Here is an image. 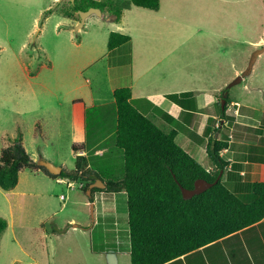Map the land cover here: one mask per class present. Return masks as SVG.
Segmentation results:
<instances>
[{"label": "rangeland", "instance_id": "1", "mask_svg": "<svg viewBox=\"0 0 264 264\" xmlns=\"http://www.w3.org/2000/svg\"><path fill=\"white\" fill-rule=\"evenodd\" d=\"M263 4L259 0L216 3L211 10V21L202 16L193 21L189 13L196 14L207 8L188 6L169 14L170 8L164 6L162 0L158 16L165 11L166 27L163 36L156 37L149 29L150 18L145 17L154 13L131 5L125 8L117 22L111 21L110 15L104 19L91 15L84 26L75 31L71 26L57 25L59 17H52L46 25L40 18L34 32L28 34L33 13L27 15L25 12L33 7L24 0H0V151L21 132L22 141L30 152L40 150L53 165L65 171L72 170L75 163L71 149L73 135L66 128L64 116L70 107L66 103L82 99L87 106L94 103L101 107L88 115L87 145L93 138L95 141L103 139L101 145L106 149L97 153L101 156L105 152L98 158L89 149L88 159L93 165L108 170L109 175L119 176L121 154L108 153L115 127L111 87L127 85L131 73L135 76L145 72L146 50L150 58L164 51L159 67L165 71L155 72L154 76L162 83L168 81L169 87L176 88L171 85L173 78L180 80V88L192 90L198 84L209 85L218 77L232 75L228 82L231 84L246 70L253 53L264 46ZM116 5L113 7H118ZM118 8L122 9L120 5ZM178 24L182 30L175 29ZM111 32L131 36L134 52L126 46L113 53L118 66L107 72L109 52L106 45ZM181 32L184 37L178 36ZM125 60L140 66L132 70L124 65ZM121 71L125 72L126 80L118 81L116 77ZM139 78L136 80L142 82ZM76 86L80 88L75 90ZM213 90L214 93H206L217 97L211 112L217 116L221 114L219 104L226 91L227 109L231 108L232 115L237 110L239 114L255 117L264 128V52L256 58L252 72L240 82L222 88L214 86ZM159 126L167 132L165 124ZM233 130L242 132V127L237 125ZM223 132H227L226 128ZM246 132L248 139L232 140L235 158L245 159L248 154L249 159L264 161V129ZM49 133V143L44 147L41 141ZM182 139L180 134L175 142L180 146ZM201 150L202 147L197 149L199 156L205 154ZM43 176L22 170L14 190L0 189V218L7 222V228L0 233V264H110L112 261L107 253L115 254L129 248L124 199L109 193L87 204L88 196L81 191V182H72L73 188L68 189ZM60 195L65 197L63 203ZM113 205L118 218L115 225L109 218L113 215ZM41 222L45 229L40 227Z\"/></svg>", "mask_w": 264, "mask_h": 264}, {"label": "trees", "instance_id": "2", "mask_svg": "<svg viewBox=\"0 0 264 264\" xmlns=\"http://www.w3.org/2000/svg\"><path fill=\"white\" fill-rule=\"evenodd\" d=\"M129 1L137 8L154 12L159 9L160 0ZM118 7L108 1L74 0L73 4L65 1L57 13L79 20V11L97 8L101 12L109 11L117 22L122 16V9ZM50 13L51 10H46L43 16ZM129 41V36L111 32L106 47L111 52ZM112 97L115 127L108 153L121 154L119 176L109 175L108 170L93 165L85 156L75 157L72 170L62 169L58 176L51 175L30 157L24 148L22 133L18 132L11 144L0 151V189L12 190L17 185L19 173L29 170L39 171L53 180L66 178L81 182V191L90 192L89 203L93 202L95 193L125 192L130 264H167L247 229L264 218V180L249 186L254 196L251 202H245L222 183L227 163L220 153L228 147L226 140L214 136L208 138L206 153L215 167L206 171L175 142L176 130L165 132L137 109L130 88L115 89ZM166 97L176 98L175 95ZM227 97L225 91L223 108L219 104L222 117L227 111ZM100 109V106H92L85 110V142L79 147L72 146L73 153L103 148L101 139L95 141L93 138L87 145L88 115ZM104 155L105 152L95 156ZM95 180L104 184V189L93 188ZM197 180L217 181L202 193L184 199L180 188L191 190ZM6 228V220L0 218V233Z\"/></svg>", "mask_w": 264, "mask_h": 264}, {"label": "crops", "instance_id": "3", "mask_svg": "<svg viewBox=\"0 0 264 264\" xmlns=\"http://www.w3.org/2000/svg\"><path fill=\"white\" fill-rule=\"evenodd\" d=\"M26 4H29L30 7L25 12L33 13L32 22H30V26L28 29V34L34 32L36 25L38 26V21L41 18V21H44V25L49 22L52 17H59L57 21V25H64V26H71L72 29L74 28L75 31L79 30L75 29L76 26L79 25L80 19H70L65 18L57 13V10L64 5V1L58 0H24ZM95 2H106L111 1L112 4H118L116 6L122 7V16L126 11L128 5H131L129 0H92ZM184 1V2H182ZM244 1H251V0H163V5L169 7L170 10H167L169 14H173L174 11L181 10L182 7L189 8L192 7H205L207 9H201L196 12V14L192 11V13L188 14V17H191L193 21L196 20L197 16H202L203 18H208L210 20V14L213 7L216 6V3H237V2H244ZM261 3H264L262 0H259ZM128 2V4L126 3ZM130 3V4H129ZM198 4H201L198 6ZM195 5V6H194ZM264 5V4H263ZM189 6V7H188ZM131 7H134L131 5ZM137 8V7H135ZM174 8V9H173ZM177 8V9H176ZM141 9V8H137ZM162 9V0L159 1V9L158 11L154 12V15L151 14L146 15L145 17L150 18L148 19V23H150L151 29L153 31V36L159 37L163 36V32L165 30V11L162 12L161 16H158L161 13ZM173 9V10H172ZM46 10H51V13L48 14L46 17L43 16V13ZM146 10V9H143ZM124 11V12H123ZM150 11V10H147ZM182 11V10H181ZM189 10H186L188 13ZM202 12V13H200ZM192 16H191V15ZM58 15V16H57ZM109 15L108 11L105 10L101 12V16L99 18L104 19ZM91 16V15H90ZM88 16L85 21L83 22V26L86 23V20L90 17ZM121 16V17H122ZM178 16H181L178 14ZM110 20H114V18H110ZM144 20V19H141ZM161 21V23H160ZM198 21V20H196ZM211 21V20H210ZM75 26V27H74ZM82 26V27H83ZM71 29V30H72ZM175 29L182 30L179 24L175 26ZM70 30V32H71ZM172 33V32H170ZM169 33V34H170ZM183 32L179 33L178 36L184 37ZM150 35V33H146ZM152 34V33H151ZM130 46V52H134L133 40L130 36V41L124 46H120L117 49L112 50V52L107 53L108 56V64L106 71L115 70L118 65L115 63V59L113 57V53L120 51L123 47ZM136 49V48H135ZM148 49V47L146 48ZM145 49V50H146ZM159 51V50H158ZM150 52L146 50V58L144 60V64L146 66L145 72L143 74H137L134 76V73L129 75V80L127 85L123 86H114L111 87L110 93H112L117 88L122 87H129L131 90L132 99L135 100L136 107L141 112L145 113L147 117L150 115L153 117H149L158 127L159 124H165V128L167 132L174 129L176 130V138L181 134L183 135V139L181 140V148L186 151L192 158H194L206 171L214 170V165L212 161L209 159L206 153V144L207 140L210 136H214L218 140H226L228 143V147L226 150H223L220 153V157L224 162L227 163L225 167V171L222 177V183L232 191L236 196L244 200L245 202H251L254 199V196L249 188L252 183L260 182L264 180V161L260 159H249V155H246L245 159H236V149L233 146L232 140H239L243 141L244 139H248V134L246 131L257 130L263 131V127L258 122V119L255 117H250L245 114H239L234 111V115L231 114V108L227 109L225 116L222 117V114L217 116L214 112H211V109L214 107L217 97H212L211 95L207 96L206 93H214L213 87L216 88L230 86V82L232 80V75L230 78H225L223 76L218 77L217 81L214 83H209V85L198 84L195 89L186 90L185 88H180L179 86V79L173 78L171 81V85L175 86L176 88L169 87L170 83L167 81L165 83L160 82L159 77H155V72L161 71L164 72L165 69H161L159 66L162 64L163 60V52H160V56L154 57L153 56L147 57ZM144 56V57H145ZM117 58L116 60H118ZM154 60H156L157 64H154ZM118 64V63H117ZM121 64V63H119ZM124 65H127L128 68H137L140 66L133 64V62L124 61ZM26 71V75L28 76V69L24 67ZM125 71V70H124ZM29 77V76H28ZM136 77H140L139 79L142 82L136 80ZM33 78V77H32ZM125 72L121 71V75L116 77V80H126ZM88 83V82H87ZM186 83V82H185ZM182 86L184 82L180 83ZM88 85V84H86ZM90 86V85H89ZM138 86V88H136ZM151 86L154 87L151 89ZM188 86V85H187ZM192 86V85H191ZM203 87H209L208 90L202 89ZM79 86L75 87V90L79 89ZM184 93H189L187 95H183ZM167 95H175V100L166 98ZM66 104H70L68 113L65 114V119L67 120V129L71 135H73V143L72 146L79 147L85 142V110L92 106H96V104L91 103L87 106L82 99H74L71 102ZM149 115V116H148ZM59 118H61L59 116ZM219 118L220 121L217 123V119ZM164 119V121H162ZM181 121V123L179 122ZM257 120V121H256ZM159 123V124H158ZM229 123L232 125L229 126ZM242 127V132L233 130L235 126ZM177 127V128H176ZM161 128V127H160ZM217 128V129H216ZM226 128L227 132L224 133L223 130ZM229 128V129H227ZM247 128V130L243 129ZM229 130V132H228ZM165 131V130H164ZM233 132V136L231 133ZM49 134H45L42 144L44 147H47V143H49V139L47 136ZM77 136V139H76ZM237 137V138H236ZM175 138V139H176ZM235 138V139H234ZM260 139H262L260 137ZM35 140V139H34ZM35 145L38 146L37 140H35ZM102 143L104 140L101 139ZM25 150L28 152L30 157L36 162L39 159H43L46 161H50V158L45 155L44 152L38 151L37 153L30 152L25 143L23 142ZM196 145L197 148H196ZM202 147L201 153H205L202 156H199L197 149ZM72 149V147H71ZM94 149V154H97L99 151H104L105 148L102 149L98 147ZM91 149V150H93ZM73 156H87L86 151H78L77 153H73ZM205 166V167H204ZM22 172V171H21ZM20 172V173H21ZM32 174L44 175L43 173H39V171H31ZM19 173V174H20ZM43 177H47L44 175ZM48 178V177H47ZM50 179V178H49ZM57 185H62L57 183V179L55 180ZM19 184V176L17 185L14 187L16 188ZM93 184L98 185V181L95 180ZM100 186V185H99ZM14 188L12 190H14ZM100 189H104V187H100ZM11 191V190H10ZM86 196H89V191L84 192ZM109 194V193H95L93 195V201L96 198H101L102 195ZM116 196V198H121L126 201V193L125 192H118V193H111ZM63 196V195H60ZM59 196V200L60 199ZM64 197V196H63ZM62 203L65 201V197L61 200ZM85 203H89L88 199ZM118 208V205H116ZM113 215L110 218L115 225V221L118 218L115 215L114 205L112 206ZM117 211V210H116ZM115 212V213H114ZM40 227L44 228L43 222L40 223ZM75 225L72 226V229H75ZM45 229V228H44ZM86 230V229H84ZM109 245V244H107ZM123 253L124 256H121ZM108 257L111 258L110 264H130V257H129V248L123 251H117L114 253L110 252L106 254ZM115 257V258H114ZM120 258V262L118 261ZM124 260V261H123ZM167 264H264V218L257 224L239 231L235 234L229 235L223 239H220L214 243H211L205 247H202L188 255L181 256Z\"/></svg>", "mask_w": 264, "mask_h": 264}, {"label": "water", "instance_id": "4", "mask_svg": "<svg viewBox=\"0 0 264 264\" xmlns=\"http://www.w3.org/2000/svg\"><path fill=\"white\" fill-rule=\"evenodd\" d=\"M58 1H64V0H58ZM68 2H70L71 4L74 3V0H67ZM90 15H97V16H101V11L100 9H97V8H89L88 10L86 11H79L78 12V16H79V19H80V23L78 26L75 27V29H78V28H82L83 26V22L85 21V19L90 16ZM264 52V46H262L261 49L255 51L248 63V66L246 68V70L242 73L241 77H238L236 80H234L230 86H233L235 84H237L238 82H240L242 80L243 77H246L248 76L251 72H252V68H253V65H254V62L256 60V58L262 54ZM224 100H222L221 102V107L223 108V105H224ZM36 163L40 166V167H43L47 170V172L51 175H54V176H58L61 172H62V168L61 167H57L55 165H53L52 163L46 161V160H43V159H39L36 161ZM220 177V175L218 176V178ZM217 178V179H218ZM217 181V180H216ZM215 181V182H216ZM208 183L204 180H197L195 181L194 183V186L191 190H186L184 188H180L181 190V194L183 196L184 199H190L191 197H193L194 195H198L200 193H202L203 191L207 190L208 188L212 187L214 185V183ZM100 185V186H99ZM93 188H100V187H104V184H102L99 180H98V185L96 184H93L92 185ZM89 194V193H88Z\"/></svg>", "mask_w": 264, "mask_h": 264}, {"label": "built area", "instance_id": "5", "mask_svg": "<svg viewBox=\"0 0 264 264\" xmlns=\"http://www.w3.org/2000/svg\"><path fill=\"white\" fill-rule=\"evenodd\" d=\"M57 183L58 184L65 185L66 188H68V189L73 188V183L70 180H66V179H63V178H59V179H57ZM60 199L63 200L64 197L63 196H60Z\"/></svg>", "mask_w": 264, "mask_h": 264}]
</instances>
